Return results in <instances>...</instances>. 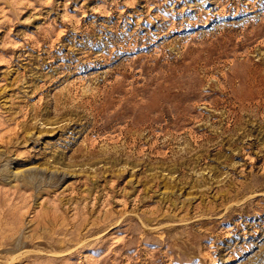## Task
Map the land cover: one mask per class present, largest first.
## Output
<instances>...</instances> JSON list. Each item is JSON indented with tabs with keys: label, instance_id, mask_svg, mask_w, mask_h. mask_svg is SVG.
I'll use <instances>...</instances> for the list:
<instances>
[{
	"label": "rangeland",
	"instance_id": "374dc122",
	"mask_svg": "<svg viewBox=\"0 0 264 264\" xmlns=\"http://www.w3.org/2000/svg\"><path fill=\"white\" fill-rule=\"evenodd\" d=\"M0 264H264V0H0Z\"/></svg>",
	"mask_w": 264,
	"mask_h": 264
}]
</instances>
